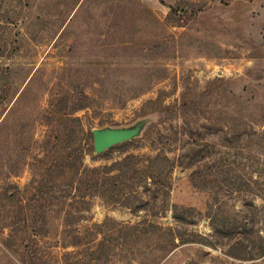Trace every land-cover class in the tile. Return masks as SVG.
I'll use <instances>...</instances> for the list:
<instances>
[{
  "label": "rangeland",
  "instance_id": "rangeland-1",
  "mask_svg": "<svg viewBox=\"0 0 264 264\" xmlns=\"http://www.w3.org/2000/svg\"><path fill=\"white\" fill-rule=\"evenodd\" d=\"M81 92L94 104L75 114L86 128L155 118L87 166L160 150L174 164L165 209L96 199L80 227L149 222L173 228L177 247L114 246L100 264H264V0H0V264H96L86 247L35 236L21 210L51 100L70 93L74 106ZM185 102L206 111L158 122L162 106ZM176 194L192 208L185 225Z\"/></svg>",
  "mask_w": 264,
  "mask_h": 264
},
{
  "label": "trees",
  "instance_id": "trees-1",
  "mask_svg": "<svg viewBox=\"0 0 264 264\" xmlns=\"http://www.w3.org/2000/svg\"><path fill=\"white\" fill-rule=\"evenodd\" d=\"M71 99L70 93H62L51 100L46 114L50 133L42 143L45 153L36 156L32 163V194L21 210L33 212L30 226L34 235H55L57 242L64 246L86 247L87 255L96 264L103 262L114 246L132 251L136 246L157 245L160 251L169 254L177 247L176 239L180 237L171 227L163 228L149 222L127 225L107 218L103 223L85 226L81 231L80 226L88 221L87 215L96 199L108 207H124L134 212L159 206L165 209L168 199H172L174 164L160 150L155 156L127 155L111 164L87 166L86 157L95 153L92 130L97 126L86 128L83 118L75 114L94 105L93 98L81 92V96L75 98L74 106H70ZM201 106L187 102L180 106H162L158 122L177 117L188 121L192 111L198 115L201 111L205 113ZM107 125L101 122L98 128ZM8 198L16 200L15 195ZM16 201L20 200L17 198ZM179 204L176 194L174 219L185 225L192 208L187 210ZM217 219L212 220L217 223ZM54 221H60L61 226L54 225Z\"/></svg>",
  "mask_w": 264,
  "mask_h": 264
},
{
  "label": "water",
  "instance_id": "water-1",
  "mask_svg": "<svg viewBox=\"0 0 264 264\" xmlns=\"http://www.w3.org/2000/svg\"><path fill=\"white\" fill-rule=\"evenodd\" d=\"M155 121L153 117H144L129 126H104L94 128L93 142L96 155H103L112 148L142 137L149 124Z\"/></svg>",
  "mask_w": 264,
  "mask_h": 264
}]
</instances>
